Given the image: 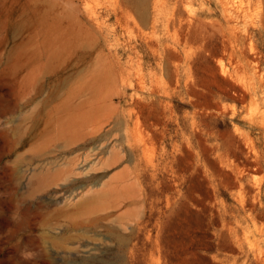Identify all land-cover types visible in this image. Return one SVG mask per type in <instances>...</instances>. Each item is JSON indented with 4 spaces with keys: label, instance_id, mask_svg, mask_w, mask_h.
Returning <instances> with one entry per match:
<instances>
[{
    "label": "rangeland",
    "instance_id": "rangeland-1",
    "mask_svg": "<svg viewBox=\"0 0 264 264\" xmlns=\"http://www.w3.org/2000/svg\"><path fill=\"white\" fill-rule=\"evenodd\" d=\"M0 0V264H264V0Z\"/></svg>",
    "mask_w": 264,
    "mask_h": 264
},
{
    "label": "bare ground",
    "instance_id": "bare-ground-1",
    "mask_svg": "<svg viewBox=\"0 0 264 264\" xmlns=\"http://www.w3.org/2000/svg\"><path fill=\"white\" fill-rule=\"evenodd\" d=\"M224 4L226 5V9H228L230 12L236 9L235 0H226Z\"/></svg>",
    "mask_w": 264,
    "mask_h": 264
}]
</instances>
